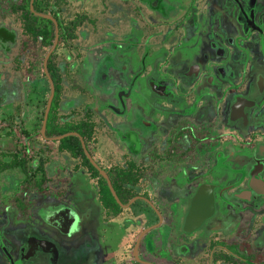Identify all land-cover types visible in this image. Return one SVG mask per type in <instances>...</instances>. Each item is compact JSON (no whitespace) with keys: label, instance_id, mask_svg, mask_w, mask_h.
<instances>
[{"label":"flooded vegetation","instance_id":"1","mask_svg":"<svg viewBox=\"0 0 264 264\" xmlns=\"http://www.w3.org/2000/svg\"><path fill=\"white\" fill-rule=\"evenodd\" d=\"M0 264H264V0H0Z\"/></svg>","mask_w":264,"mask_h":264},{"label":"trees","instance_id":"2","mask_svg":"<svg viewBox=\"0 0 264 264\" xmlns=\"http://www.w3.org/2000/svg\"><path fill=\"white\" fill-rule=\"evenodd\" d=\"M69 140H74L75 143H76V149L74 151H76V154H81L83 155V157L85 158L83 152H82V149L80 147V143H79V140L77 137H73V136H69V137H65L62 139V142H65V141H69Z\"/></svg>","mask_w":264,"mask_h":264},{"label":"rangeland","instance_id":"3","mask_svg":"<svg viewBox=\"0 0 264 264\" xmlns=\"http://www.w3.org/2000/svg\"><path fill=\"white\" fill-rule=\"evenodd\" d=\"M66 90H68V88H66ZM78 177V176H77ZM76 177V178H77ZM76 178H73V180H75ZM76 181V180H75ZM73 184L75 185V182H73ZM83 190V189H82ZM71 197H73L72 195H70ZM80 198L79 199H77V202H75L74 201V203L76 204L77 203V205L79 206V205H81V207L82 206H85V196L83 195V193H81V196H79ZM74 198V197H73ZM54 202H56V204L58 203L56 200H53ZM44 257H45V255H44Z\"/></svg>","mask_w":264,"mask_h":264},{"label":"water","instance_id":"4","mask_svg":"<svg viewBox=\"0 0 264 264\" xmlns=\"http://www.w3.org/2000/svg\"><path fill=\"white\" fill-rule=\"evenodd\" d=\"M65 135H67V134H62V135H60V136H57L56 138H61V137H63V136H65ZM51 246V245H50ZM54 247V246H53Z\"/></svg>","mask_w":264,"mask_h":264}]
</instances>
